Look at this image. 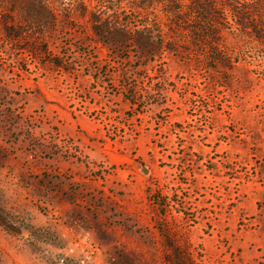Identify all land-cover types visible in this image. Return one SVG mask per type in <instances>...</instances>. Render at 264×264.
Segmentation results:
<instances>
[{
    "label": "rangeland",
    "instance_id": "374dc122",
    "mask_svg": "<svg viewBox=\"0 0 264 264\" xmlns=\"http://www.w3.org/2000/svg\"><path fill=\"white\" fill-rule=\"evenodd\" d=\"M43 1L0 0V264H264V51Z\"/></svg>",
    "mask_w": 264,
    "mask_h": 264
},
{
    "label": "trees",
    "instance_id": "16d2710c",
    "mask_svg": "<svg viewBox=\"0 0 264 264\" xmlns=\"http://www.w3.org/2000/svg\"><path fill=\"white\" fill-rule=\"evenodd\" d=\"M76 1H78L76 6L86 7L85 0ZM94 1L98 6L112 9L117 15L131 13L134 19H143L145 26L153 24L152 30L147 28L135 32L136 35L133 38L139 45L153 37L154 28L152 27L156 26L155 35L159 45L164 42L162 37H165L166 49L173 51L181 59L189 61L199 62V58L203 55L205 59L213 63L214 71L228 57L225 48H222L226 35L234 36L237 42L245 40L246 44L236 47L240 54L249 51L244 50V47L253 42H256L257 47L264 51V0ZM48 5V0H44L42 7L46 8ZM93 16L100 22L95 14ZM94 28L96 34L107 41L110 38L117 41L116 38H118L123 42L129 39L128 34L132 35V32L123 28L120 31H111V27L105 20ZM163 29H165L164 33H162ZM209 66L211 67V63Z\"/></svg>",
    "mask_w": 264,
    "mask_h": 264
}]
</instances>
